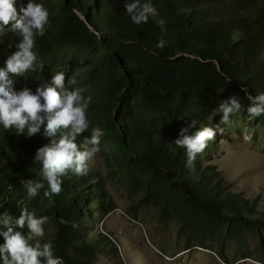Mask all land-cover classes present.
<instances>
[{"label": "trees", "instance_id": "16d2710c", "mask_svg": "<svg viewBox=\"0 0 264 264\" xmlns=\"http://www.w3.org/2000/svg\"><path fill=\"white\" fill-rule=\"evenodd\" d=\"M27 2L15 0L18 15ZM36 2L49 11L45 34L36 37L34 48L37 64L44 65L26 76L9 73L13 88L35 91L57 72H64L66 84L75 75L83 81L84 95L92 97L89 129L75 142L83 150L86 136L94 129L102 132L99 152L132 194L142 197L127 211L130 218L138 220V210L153 206L160 223L178 225L180 251L201 246L217 251L228 264L249 258L264 263V214L257 200L235 192L212 163L217 126L228 130L216 111L220 103L237 95L238 113L248 116L243 89L264 92V0H142L158 10L157 19L166 20L165 32L152 18L133 23L125 7L131 0ZM162 37L167 43L160 49ZM21 39L11 23L0 28V67ZM192 120L196 125L190 132L204 126L217 131L189 169L186 149L174 142ZM251 124L264 133V115ZM26 135L0 124V213L7 210L16 219L25 208L47 216L43 227L54 229L53 253L64 264H95L106 246L119 257L112 235L97 230L119 210L104 175L89 161L87 175L69 171L62 177L59 195L45 197L43 181L39 194L29 197L22 181L42 180V165L33 158L51 138L43 125L36 135ZM17 230L28 232L27 226Z\"/></svg>", "mask_w": 264, "mask_h": 264}, {"label": "clouds", "instance_id": "9594fccd", "mask_svg": "<svg viewBox=\"0 0 264 264\" xmlns=\"http://www.w3.org/2000/svg\"><path fill=\"white\" fill-rule=\"evenodd\" d=\"M125 7L133 23H147L152 18L162 32L166 31V20L157 19L158 10L150 2L131 0L126 2ZM20 13L18 15L15 0H0V28L11 23L12 28L22 37L16 45L17 50L7 58L6 66L0 67V124L6 130L15 128L17 135L25 134L26 130L28 137L39 133L41 126H44V135L51 138V141L39 147L33 158V162L42 165V180L30 179L22 183L28 196L36 197L44 188L43 181H46L48 189L44 191V196L50 198L61 193L62 177L69 171L80 176L88 174L89 161L100 151L102 132L94 129L90 136L84 138L83 150L78 148L75 142L78 134L88 131L90 126L87 110L92 97L84 95V88L81 87L83 81L75 75L66 84L64 72H57L51 83L41 82L35 91L27 86L20 90L13 88L9 73L25 75L37 71V67L39 71L42 69L44 64H37L38 57L34 48L36 37L43 36L49 24L48 9L36 0H28L26 6H21ZM79 16L87 17L80 12ZM166 43L162 37L156 47L163 49ZM243 91L249 101L246 108L249 118L264 115V92L252 95L246 88ZM241 107L237 95L222 101L216 109L223 114L220 123L228 124L230 115L238 113ZM195 125L196 121L192 120L188 127L182 128L180 138L174 142L178 147L186 149V167L189 169H194L197 155L205 149L207 141L215 138L217 131L204 126L190 132L189 129ZM217 128L223 131L219 126ZM48 219L47 216L37 217L25 208H22L21 215L16 219L7 210L0 213V226H3L0 235L4 238V243L0 244V260L3 264H64L61 257L54 256L51 242L42 239L45 236L43 226ZM25 226L27 234L17 230ZM42 257L44 260H41Z\"/></svg>", "mask_w": 264, "mask_h": 264}, {"label": "rangeland", "instance_id": "374dc122", "mask_svg": "<svg viewBox=\"0 0 264 264\" xmlns=\"http://www.w3.org/2000/svg\"><path fill=\"white\" fill-rule=\"evenodd\" d=\"M227 125L228 130L218 131V150L212 163L217 165L235 192L256 199L259 213L264 214V133L258 134L251 119L240 113L231 115ZM90 163L104 175L119 209L99 224L97 230L115 238L120 256H115L112 247L106 246L101 248L95 264H228L217 251L209 248L194 246L180 251L178 225L175 222L160 223L158 211L153 206L138 210V220L130 218L127 211L137 207L142 197L132 194L128 186L113 174V167H109L105 154L98 152ZM44 229L42 239L50 242V233L54 229L49 227L50 232ZM159 246L165 253L159 251ZM226 253L234 255L230 250ZM236 264L264 263L249 258Z\"/></svg>", "mask_w": 264, "mask_h": 264}, {"label": "bare ground", "instance_id": "6f19581e", "mask_svg": "<svg viewBox=\"0 0 264 264\" xmlns=\"http://www.w3.org/2000/svg\"><path fill=\"white\" fill-rule=\"evenodd\" d=\"M84 18V20H86V17H83ZM218 65H219V63H217Z\"/></svg>", "mask_w": 264, "mask_h": 264}, {"label": "water", "instance_id": "95a60500", "mask_svg": "<svg viewBox=\"0 0 264 264\" xmlns=\"http://www.w3.org/2000/svg\"><path fill=\"white\" fill-rule=\"evenodd\" d=\"M220 69V68H219Z\"/></svg>", "mask_w": 264, "mask_h": 264}]
</instances>
